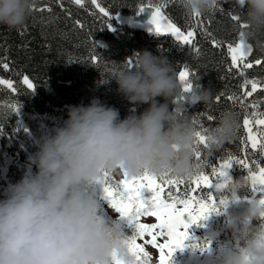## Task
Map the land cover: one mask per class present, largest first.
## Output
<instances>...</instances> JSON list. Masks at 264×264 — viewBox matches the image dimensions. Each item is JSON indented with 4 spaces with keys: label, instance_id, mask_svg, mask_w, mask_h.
Listing matches in <instances>:
<instances>
[{
    "label": "clouds",
    "instance_id": "obj_1",
    "mask_svg": "<svg viewBox=\"0 0 264 264\" xmlns=\"http://www.w3.org/2000/svg\"><path fill=\"white\" fill-rule=\"evenodd\" d=\"M35 3L0 0V26L22 28ZM176 3L196 17L215 13L220 0ZM233 3L243 9L239 38L246 48L264 53V0ZM118 65L106 81L114 80L127 101L147 107L123 119L117 108L99 100L66 107L63 123L37 140L28 170L0 193V264H113L114 258L137 264L125 243L126 224L101 212L98 181L117 172L188 179L201 170L194 153L198 129L189 109L209 105L213 91L199 84L182 93L175 66L148 50L136 53L131 67ZM238 129L235 112H220L216 126L202 132L205 156L232 141ZM248 190L243 176H237L222 191L226 204L234 205L224 223L232 240L218 248L216 264H264V204L258 199L236 203ZM208 246L201 242L193 249L205 252Z\"/></svg>",
    "mask_w": 264,
    "mask_h": 264
},
{
    "label": "trees",
    "instance_id": "obj_2",
    "mask_svg": "<svg viewBox=\"0 0 264 264\" xmlns=\"http://www.w3.org/2000/svg\"><path fill=\"white\" fill-rule=\"evenodd\" d=\"M149 4L166 5L162 8L165 17L184 32L194 31L192 43L185 45L170 34L157 36L120 23V17H132L141 6ZM242 15L243 9H238L233 0H220L215 13L196 17L187 16L176 0H96L95 4L92 0H81L79 5L74 0H36L22 28L9 30L0 26V79L12 84V89L0 84V111L7 113L0 115V148L7 147L14 154L25 153L31 146L34 124L51 116L66 119L69 105L99 100L117 108L122 119L132 112L143 111L146 104L127 101L116 91L114 80H106L119 63L131 67L129 61L133 63L136 53L148 50L166 57L175 66L176 78L179 71L187 70L188 82L213 91L209 105L197 104L189 109L198 130L215 127L224 110L238 116L235 138L211 156H205L200 145L202 159L216 165L227 155L237 158L252 155L253 160L263 162L259 148L253 150L247 143L243 121L247 117L257 138L264 139L260 137L264 126L256 125L251 115L253 111L264 114V87L246 96L251 85L244 86L245 79L264 85V53L251 47L244 63L252 67L238 65L243 69L242 76L238 68L230 67L227 51L228 45H235L240 39L237 29H241ZM110 26L116 30L115 34ZM257 60L261 63L257 64ZM4 64L8 65L6 69ZM25 76L33 89L23 84ZM156 99L163 102L160 97ZM4 177L10 179L8 170Z\"/></svg>",
    "mask_w": 264,
    "mask_h": 264
},
{
    "label": "snow or ice",
    "instance_id": "obj_3",
    "mask_svg": "<svg viewBox=\"0 0 264 264\" xmlns=\"http://www.w3.org/2000/svg\"><path fill=\"white\" fill-rule=\"evenodd\" d=\"M76 4H81V0H74ZM95 4L96 0H92ZM166 5H146L141 6L137 11L140 14L145 9H150V18L148 24L151 25L149 31L157 36L170 34L178 42L185 45L191 44L194 39V31L184 32L174 23H172L167 17L164 16L162 8ZM106 17L109 13L103 8L99 9ZM110 18V17H109ZM232 19L240 23L237 16H233ZM241 29L245 27L243 23H240ZM111 29V26H110ZM242 35V33H241ZM213 46H216L213 42ZM227 51L231 60V68H238V65L243 64V68L252 67L251 64H246L244 61L251 53V47H245V43L242 39L235 45H228ZM131 63V61H129ZM257 64L261 61L257 60ZM3 67L6 69L7 64ZM240 74L243 76V69H239ZM178 81L181 82L182 93H187L191 90L193 85L188 82L189 72L187 70H181L178 73ZM0 84H7L9 88H12V84L9 81L0 80ZM23 84L29 89H33L34 85L30 82L28 77L23 78ZM251 85V91L245 93L246 96H251L253 92L259 87H264L260 82L256 80L244 81V86ZM181 97L180 99H182ZM219 100V97H217ZM243 103V101H242ZM14 107V106H9ZM18 112V110H17ZM252 117H255V124L258 126H264V114H258L255 111L252 112ZM208 119L212 117L209 115ZM196 124V121L193 120ZM243 126L247 132V143H250L251 148L256 150L259 148L260 156L264 157V139L257 138L250 126V120L246 117L243 121ZM207 129L198 130L197 147L194 149L195 160L197 166L201 169L197 174L190 176L187 181L191 193H194L200 187L208 189L205 197H196L191 195L188 191L183 194V197L179 192V185L185 182V179L156 177L148 173H143L136 176H129L123 173L124 179H121L117 184L113 185L109 179L108 174H104L103 179L98 181L101 185V198L105 200L108 206L113 209L120 219L127 226V238L125 243L128 246L129 252L135 257L137 264H147L148 254L144 251L136 241L147 233L152 236V240L149 243L154 248H159V264H169L170 257L175 249L183 246V241L187 238L190 224H195L198 221L206 218L210 212H218L219 207L226 204V199L221 198L219 200V207L217 200L214 196L215 192H221L226 187V184L231 177L229 176V170L235 166H239L246 171V175L243 178L249 185V188L253 195L256 193H262L258 198L260 204H264V164L251 161L254 167H251L246 158H237L232 155L224 157L218 165H211V175L205 174L203 168L208 162L202 160V153L199 150V146H205V137L202 132ZM260 137H264V130L260 132ZM244 143V141H242ZM211 156V154H209ZM214 178V179H213ZM168 188L167 197L164 195L165 188ZM176 188V195L173 196L172 188ZM180 205V207H178ZM141 216L155 217L158 224L146 225L139 223ZM152 229H159L158 232L153 233ZM163 235L167 239L164 243L157 245L155 243L156 236ZM113 264H121L120 261L113 259Z\"/></svg>",
    "mask_w": 264,
    "mask_h": 264
},
{
    "label": "rangeland",
    "instance_id": "obj_4",
    "mask_svg": "<svg viewBox=\"0 0 264 264\" xmlns=\"http://www.w3.org/2000/svg\"><path fill=\"white\" fill-rule=\"evenodd\" d=\"M150 18V9H145L140 14H135L132 17L123 18L120 17L119 21L121 24L127 25L129 27L134 28H143L145 30L150 29L151 25L148 24V20ZM110 29V27H109ZM111 32L114 34L116 30L111 27ZM132 66V62L129 63ZM3 80V79H0ZM6 81V80H4ZM5 87L9 88L7 84H2ZM12 89V88H11ZM63 119L55 118V117H45L33 126L34 136L31 140L30 148L22 154H14L9 151L7 147L0 148V193L7 187L8 184L14 183L18 181L25 171L28 170V156L29 154L35 152L37 150V140L39 137L46 133H51L56 126H59L63 123ZM246 157L251 167L254 165L251 164L253 159L252 155H248ZM251 158V159H249ZM206 162V166L203 168V171L207 172L208 175H211V164H209V159H202ZM220 162V161H219ZM218 162V163H219ZM218 163L216 165H218ZM264 164V161L261 162ZM10 172V179L4 177L6 171ZM34 170V169H33ZM246 171L240 168L239 166H235L231 171V177L244 176L246 175ZM122 172L112 173L109 175V179L113 185L117 184L121 179H124ZM214 179V178H213ZM188 191L191 195H195L196 197H205L208 189L204 187H200L194 193H191L189 188V183L185 182L179 186L180 195L183 197V194ZM173 196L176 195V188H172ZM164 195L167 197L168 188H165ZM262 193L252 194L251 190H248L242 194V196H238L240 199L245 201L246 203L249 200H257ZM214 196L217 200V205L219 207V200L224 198L221 192H215ZM101 212L106 215L109 219H112L114 216H118V214L111 209L107 202L101 198ZM231 206V203L226 204L223 208L219 207L218 212H210L208 216L195 224H192L187 229L188 236L194 237L197 239V244L199 245L201 242H207L208 248L205 252H200L198 249H193V247H180L174 250L172 253L169 264H206L207 262L216 259V253L220 246L231 244V233L224 227L225 218L227 217V212ZM180 207V205H178ZM141 224L146 225H155L158 224L159 221L156 220L155 217L151 216H141L139 221ZM153 233L158 232L159 229H152ZM167 239L166 236L158 235L156 236L155 243L157 245L162 244ZM152 240V236L145 233V235L141 238L137 239V243L143 247L144 251L148 254L147 256V264H159V256L160 251L159 248H154L149 241Z\"/></svg>",
    "mask_w": 264,
    "mask_h": 264
},
{
    "label": "water",
    "instance_id": "obj_5",
    "mask_svg": "<svg viewBox=\"0 0 264 264\" xmlns=\"http://www.w3.org/2000/svg\"><path fill=\"white\" fill-rule=\"evenodd\" d=\"M231 175V169L229 170V176ZM237 204H244L245 202L240 200L239 198H237ZM234 205L232 204L229 211H228V214L227 216L230 214V212L232 211ZM196 243V240L195 239H192V238H189L187 237L184 241H183V246H190V245H195ZM207 264H216V259L214 260H211L209 261Z\"/></svg>",
    "mask_w": 264,
    "mask_h": 264
}]
</instances>
